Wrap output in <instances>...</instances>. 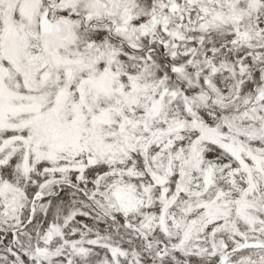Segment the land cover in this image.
Returning a JSON list of instances; mask_svg holds the SVG:
<instances>
[{
    "label": "snow or ice",
    "instance_id": "snow-or-ice-1",
    "mask_svg": "<svg viewBox=\"0 0 264 264\" xmlns=\"http://www.w3.org/2000/svg\"><path fill=\"white\" fill-rule=\"evenodd\" d=\"M0 264H264V0H0Z\"/></svg>",
    "mask_w": 264,
    "mask_h": 264
}]
</instances>
